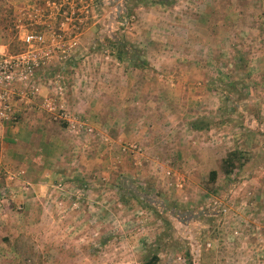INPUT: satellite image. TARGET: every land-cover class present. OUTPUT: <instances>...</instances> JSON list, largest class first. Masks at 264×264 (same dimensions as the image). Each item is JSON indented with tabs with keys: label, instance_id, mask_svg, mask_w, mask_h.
<instances>
[{
	"label": "rangeland",
	"instance_id": "1",
	"mask_svg": "<svg viewBox=\"0 0 264 264\" xmlns=\"http://www.w3.org/2000/svg\"><path fill=\"white\" fill-rule=\"evenodd\" d=\"M55 30L67 57L54 52L56 65L36 73L63 76V101L91 73L98 92L143 96L126 107L141 123L154 89L160 126L78 131L70 107L67 117L43 110L53 136L68 138L51 155L62 175H45L46 148L16 144L24 114L1 119L0 264H264V0H0L2 58L26 49L25 32ZM3 87L26 105L24 86ZM82 155L96 164L77 166Z\"/></svg>",
	"mask_w": 264,
	"mask_h": 264
},
{
	"label": "crops",
	"instance_id": "2",
	"mask_svg": "<svg viewBox=\"0 0 264 264\" xmlns=\"http://www.w3.org/2000/svg\"><path fill=\"white\" fill-rule=\"evenodd\" d=\"M146 64V63H145ZM147 65V64H146ZM136 67H145L144 64L140 65L138 63ZM91 74V73H90ZM88 74L86 75V78L83 80L82 78H79L76 81V84H73V89L71 90V95H69L68 99L65 97V105L67 109L69 110V107L71 108V114L74 123L77 125L78 131L80 129V125L85 126V123H88V125H93V127L96 126H101L104 125L105 129L109 128L110 131L113 129H118L119 131L123 130H129L128 128L129 123L133 126L131 130L133 132H140V135L145 134L147 132L148 134H151V132H155L157 128L160 126V124H156L155 119H153L152 123L150 121V116L153 115V111L156 109V99L158 98L157 91L154 89L150 91V94L146 96L147 102L150 103V106L147 107L148 110L146 111V116L143 117V119H139L142 122L138 123L139 121L131 120L129 121L126 113V107L131 103L133 100L138 99L141 100L143 96L139 95H133V97L129 94V91L126 92L128 89H125L126 91H120V92H112V91H96L95 87L96 84L92 80L91 75ZM127 75H124L125 77ZM143 81L145 78H141ZM107 80V73L105 72L103 74V82L104 84L106 83ZM131 80V79H130ZM154 81V80H151ZM157 81V80H155ZM129 83V81L127 82ZM47 90V88L44 90V92ZM47 93V92H46ZM132 100V101H131ZM133 103V102H132ZM19 106V105H18ZM148 106V105H146ZM41 112L40 110L37 109H27L26 110V105L25 106H20L19 107V114H24V119L22 123L19 122L15 127L13 131H19V129H22V133L24 135V138L22 140H18L16 144L18 146L25 148L28 150L29 148L32 149L35 145L40 146V147H45V153H43V156L40 162V165L43 164L45 167L44 174L46 175L48 170H51L53 174L57 175H62L63 172V164L62 161L59 159L54 160V158L51 156L55 154L57 147L60 145L65 146V142L67 141L68 138L63 137V138H56L53 136V133L51 130H49V124L50 121H47L44 117L42 120H40V114H37ZM179 115H186L184 111L179 114ZM82 117V120L84 122H79L76 120V118ZM77 121V122H76ZM151 124V125H150ZM91 125V126H92ZM68 126V122L66 125H63L60 127L61 129L65 130L66 127ZM68 128V127H67ZM161 129V128H159ZM172 131H179L180 129L178 127L172 128ZM170 130V131H171ZM182 130H185L183 128ZM36 131V132H35ZM72 144L71 146H76L77 151L82 152L81 149H83L81 142V135L77 134V136L72 134ZM10 139H13L12 141L14 142V135L12 134L10 136ZM108 139H114L113 136H108ZM154 138H152L153 140ZM37 140V141H36ZM178 140V139H176ZM78 143V144H77ZM13 144V143H12ZM77 144V145H76ZM22 145V146H21ZM176 145H178V141L176 142ZM5 146V145H4ZM89 147V145H87ZM7 148V147H6ZM15 149V148H14ZM10 150V147H9ZM12 150V149H11ZM16 150V149H15ZM21 151V150H20ZM25 158V157H24ZM26 159V158H25ZM36 159H32L30 162H25L23 160L22 162H25L24 166L25 168L32 169L31 164L35 161ZM19 161V160H18ZM21 162V161H20ZM77 163V166L80 165V163H87L86 168L87 170L92 168L93 163L96 164V159L90 160V157H84V155L79 156L74 163ZM25 169V170H27ZM27 170V171H28ZM42 172V171H41ZM41 180L40 187L41 188V193L44 195V197L47 195V186L46 184V179Z\"/></svg>",
	"mask_w": 264,
	"mask_h": 264
},
{
	"label": "built area",
	"instance_id": "3",
	"mask_svg": "<svg viewBox=\"0 0 264 264\" xmlns=\"http://www.w3.org/2000/svg\"><path fill=\"white\" fill-rule=\"evenodd\" d=\"M47 35L45 32L27 31L23 34L22 40L26 49L18 54L2 58L0 54V120H15L19 114V108L12 99L16 94L12 89H5L3 84L24 86L21 90V100L26 104V110H46L55 116L67 117L68 109L63 101L64 81L63 76L37 77V70L41 67L56 65L53 53L56 52L59 62L67 57L69 47L63 43L61 31L55 30ZM51 85L52 91L49 94L43 93V87Z\"/></svg>",
	"mask_w": 264,
	"mask_h": 264
},
{
	"label": "trees",
	"instance_id": "4",
	"mask_svg": "<svg viewBox=\"0 0 264 264\" xmlns=\"http://www.w3.org/2000/svg\"><path fill=\"white\" fill-rule=\"evenodd\" d=\"M130 54L128 55L130 60H134L135 57L133 55H130ZM235 153L236 152H234V151L229 152L227 157H225L222 161V167L224 168V171L226 174H231L234 172V169H235L234 168L235 167L234 154ZM210 175H211V181H215L217 178V171L212 170ZM157 260H158L157 255H155L153 258H151V260H149L147 262V264H154L155 261H157Z\"/></svg>",
	"mask_w": 264,
	"mask_h": 264
}]
</instances>
